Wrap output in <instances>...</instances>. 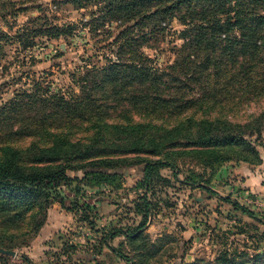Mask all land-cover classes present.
<instances>
[{"label": "rangeland", "instance_id": "obj_1", "mask_svg": "<svg viewBox=\"0 0 264 264\" xmlns=\"http://www.w3.org/2000/svg\"><path fill=\"white\" fill-rule=\"evenodd\" d=\"M85 1L0 0V29L6 33L24 26L75 25L58 39L35 38V45L24 52L13 45L5 47L0 102L10 101L16 91L31 89L37 82L43 90L65 97L79 95L85 66L100 67L104 56H113L108 44L116 25L92 32V26L86 25L92 5ZM182 29L179 22H171L157 48L143 50L160 69L173 63L174 52L182 44L177 37ZM175 75L186 82L181 74ZM186 83L181 88L180 83L171 84L166 91L177 87L181 92ZM186 93V98L195 96ZM262 110L264 99L252 101L229 112L227 119L245 124ZM105 111L104 121L110 127L141 121L147 131L169 130L198 117L195 106L179 115L141 116L138 110L117 106L112 100ZM84 133L89 132L75 135ZM135 133L103 134L107 146L98 141V150L119 159V166L68 171V181L48 190L49 206L38 233L15 249L14 257H0V264H188L214 262L224 252L244 258L264 254V129L246 133L256 152L247 162L232 154L229 160L203 163L206 155L195 153L182 134L165 138L163 132H146L140 141ZM158 160L173 163V168L152 169L145 183L144 167ZM144 202L148 204L145 217Z\"/></svg>", "mask_w": 264, "mask_h": 264}, {"label": "trees", "instance_id": "obj_2", "mask_svg": "<svg viewBox=\"0 0 264 264\" xmlns=\"http://www.w3.org/2000/svg\"><path fill=\"white\" fill-rule=\"evenodd\" d=\"M85 2L92 5L86 23L92 26V32L98 34L106 25H116L115 37L108 44L113 56H104L105 63L100 67L85 66L79 95L65 97L43 90L37 82L31 89L16 91L10 101L0 102V249L14 251L33 239L45 220L48 190L68 181V171L119 166V159L112 160L98 150V141L105 145V134L136 132L140 141L146 132H163L165 138L182 134L195 147V153L206 155L203 163L229 160L232 154L247 162L256 155L246 133L264 129V110L245 124L228 121L227 116L241 105L264 99V0ZM173 21L183 27L177 36L182 44L174 52L173 63L160 69L143 50L156 49ZM74 28L73 23L46 28L24 26L13 34L0 29V72L6 46L24 52L35 45L37 37L58 39ZM175 74H181L190 84ZM169 79L171 83L167 84ZM179 83V88L185 83L188 87L181 92L177 87L166 91L169 85ZM187 90L195 96L186 98ZM110 100L117 106L138 110L141 116L179 115L195 106L198 117L169 130L147 131L141 121L110 127L104 121ZM80 128L84 131H78ZM85 131L89 133L76 137L75 133ZM148 140L153 142V138ZM156 167L173 168V163H148L144 167L145 183ZM142 206L145 217L148 204ZM188 264H264V254L244 258L224 252L214 262L197 260Z\"/></svg>", "mask_w": 264, "mask_h": 264}, {"label": "water", "instance_id": "obj_3", "mask_svg": "<svg viewBox=\"0 0 264 264\" xmlns=\"http://www.w3.org/2000/svg\"><path fill=\"white\" fill-rule=\"evenodd\" d=\"M15 255H16L15 251H8V250L0 249V257L2 256L14 257Z\"/></svg>", "mask_w": 264, "mask_h": 264}]
</instances>
